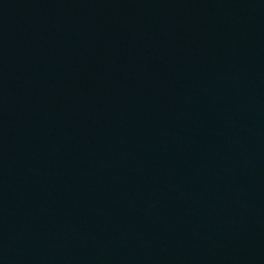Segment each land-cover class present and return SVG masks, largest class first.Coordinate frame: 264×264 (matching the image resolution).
I'll return each instance as SVG.
<instances>
[{
	"label": "water",
	"instance_id": "water-1",
	"mask_svg": "<svg viewBox=\"0 0 264 264\" xmlns=\"http://www.w3.org/2000/svg\"><path fill=\"white\" fill-rule=\"evenodd\" d=\"M0 264H264V0H0Z\"/></svg>",
	"mask_w": 264,
	"mask_h": 264
}]
</instances>
